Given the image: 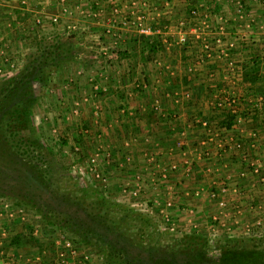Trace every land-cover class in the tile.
<instances>
[{
	"label": "rangeland",
	"instance_id": "obj_1",
	"mask_svg": "<svg viewBox=\"0 0 264 264\" xmlns=\"http://www.w3.org/2000/svg\"><path fill=\"white\" fill-rule=\"evenodd\" d=\"M74 1L76 10L81 9V3L87 5V0ZM177 1L176 5L182 10L188 6L183 0ZM63 2L60 0L58 6ZM239 3L245 10L244 4ZM109 4L104 2L102 9L110 11ZM54 13L58 15L57 23L51 21L52 15L45 19L39 17L43 20L41 28L31 24L24 36L6 35L7 45L0 48V198L22 204L15 203L23 208V223L34 224L37 230L34 227L31 230L33 235H38L36 239L40 237L54 245L52 254H58L54 264H67L65 249H69L68 256L74 258L75 264L87 261L88 264H104L98 259L96 246L79 242L81 232L57 226L60 218L62 222L68 219L67 215L77 226L99 225L94 216L89 217L90 212H98L107 219L123 218L127 222L123 229H128L133 236L146 234L148 240L142 237L141 244L147 246L155 242L159 255L170 256L177 248L176 240L181 237L200 239L201 242L206 238V248H201L208 251L209 260L202 264H227L221 257L224 241L230 240L231 246L243 241L246 243L244 248L252 251L263 248L264 175L259 171L251 170L255 176L246 179V182L251 180L250 186L236 178L220 179L217 190L210 189L202 199V203L208 205H204L207 208L203 211L193 209L187 203L195 200V194L188 193L184 198L182 194L169 191V187H174L170 182L178 185L174 180L169 182L165 178L159 182L165 188L162 186L158 191L155 172L150 168L145 174L147 180H133L130 171L139 166H133L124 157L127 151L123 144L115 142L111 127L118 117L112 114L109 105H102V101L109 104L115 90L113 77L95 76L99 69L95 60L99 55L96 50L78 45L80 27L76 17H69L68 21L58 11ZM216 19L219 25L222 21L228 24L222 16ZM171 23L165 31L168 39L174 40L179 23L173 20ZM67 25H73L74 29H67ZM198 32L196 30L192 36L186 32V43L182 47H191ZM223 41L225 45L228 43ZM198 46L201 47L200 42ZM213 51L219 54L218 49ZM104 52L107 55L111 50ZM200 52L195 50V53ZM220 57L227 61V57ZM23 107L29 113V125L25 127L15 112ZM117 151L123 157L119 164L113 160ZM136 162L139 165V160ZM137 173L140 175L138 170ZM140 180L143 186L141 183L138 187H143V191L117 194L114 190L122 183L136 185L135 182ZM102 187L106 190L102 191ZM230 189L233 192H229ZM179 201H186V206L177 207ZM52 210L56 218L46 222L43 215L45 212L50 215ZM64 239L69 240V248L63 246ZM195 242H190V249ZM254 256V253L248 254L245 260L252 262ZM260 262L264 264V254Z\"/></svg>",
	"mask_w": 264,
	"mask_h": 264
},
{
	"label": "crops",
	"instance_id": "obj_2",
	"mask_svg": "<svg viewBox=\"0 0 264 264\" xmlns=\"http://www.w3.org/2000/svg\"><path fill=\"white\" fill-rule=\"evenodd\" d=\"M63 1L59 7L60 0H0V48L7 45L6 35L24 36L31 24L41 28L36 24L38 17L49 18L57 11L64 20L76 17L80 27L78 45L96 50L99 55L95 76L113 77L115 90L109 104L102 101V105H109L118 117L111 127L115 142L127 151L124 157L139 166L130 171L134 181L147 180L145 174L150 168L155 172L158 191L163 186L159 182L174 180L178 185L170 182L174 187L169 191L184 198L188 193L195 194V200L187 203L203 211L208 205L202 199L210 189L217 190L220 179H240L246 186L251 181L246 179L255 176L252 169L264 175V0H194L183 10L176 5L177 0H167L166 4L165 0H153L148 21H183L185 32L191 36L196 30L203 32L208 42L221 36L232 44V66L216 51L202 63L195 53L201 49L198 39L191 47L183 48L167 38L166 42H158L156 50H148L135 27L121 26L124 12L115 17L111 7L110 11L103 10V3L109 0H87L79 10L72 0ZM239 2L245 7L242 17L236 11ZM116 3L124 4L121 8L125 9L128 0ZM198 5L212 9L189 19L187 10ZM220 16L228 24L222 21L224 25H219L216 18ZM104 27H111L117 36L107 37ZM107 49L111 55L105 54ZM237 142L239 147H235ZM118 153L113 159L117 164L123 158ZM135 183H122L114 190L117 194L143 191L138 187L143 182ZM179 202L180 208L187 204ZM34 226L16 216L0 217V264H54L58 256L52 254L54 245L36 239L38 235L31 230ZM17 234L21 236L20 245L11 243ZM29 235L33 241L26 240ZM64 260L75 264L72 256Z\"/></svg>",
	"mask_w": 264,
	"mask_h": 264
},
{
	"label": "trees",
	"instance_id": "obj_3",
	"mask_svg": "<svg viewBox=\"0 0 264 264\" xmlns=\"http://www.w3.org/2000/svg\"><path fill=\"white\" fill-rule=\"evenodd\" d=\"M149 38V37H148ZM142 38L141 43L144 44L148 50H156L158 41L155 38ZM16 112L17 117L19 118V122L23 127L29 125V113L26 107L22 109H18ZM27 128V127H26ZM13 201V200H12ZM17 205L21 203L18 201H13ZM32 206V202L29 203ZM22 205V204H21ZM83 207V205H82ZM81 208V207H80ZM93 209V208H92ZM93 210H96L95 208ZM82 211H86L83 209ZM44 213V220L46 222H53L51 220L52 217L56 218V215L53 213ZM95 221H99V225L92 226L90 224H83L77 226V223H71L68 215L66 216L68 219L62 222L60 218L58 221L59 224L57 226H64L70 228V230H75V232H81L82 237L80 239V243L87 245H94L97 248L98 259L102 260L104 264H202L209 260V254L206 251V238L202 240H196L195 238H191L195 242L193 248L190 249V242L186 237H181L179 241L176 240L177 248L170 252V256L167 254L159 255V249L156 247L155 242L150 245L144 246L142 245V237L148 240V236L144 235H131L128 229H123L124 224L127 222L124 221L123 218L121 220L119 218L110 217L107 219L106 216L98 215V212L89 213V217H93ZM65 217V218H66ZM55 223V222H54ZM84 222H80L82 224ZM56 225V224H55ZM92 226V228H91ZM69 231V230H65ZM136 231H140L137 229ZM142 232V231H140ZM140 234V233H139ZM133 236V237H132ZM138 236V237H137ZM28 242L33 241L32 237L29 235L26 237ZM152 240L151 238H149ZM21 236L13 235L11 243L14 245H20ZM170 240V239H169ZM167 241V240H165ZM230 241V240H228ZM228 241H224L222 245L223 253L221 255L222 259H225L223 262L227 264H262L260 259L264 254V247L260 248V250L252 251L244 248V243L241 242L239 245L231 246L228 244ZM139 242V243H138ZM236 242V241H235ZM246 244V243H245ZM200 245V246H199ZM205 247V248H201ZM69 249H65L64 252L67 253V257H69ZM63 251V250H62ZM102 253V255H101ZM254 253L255 259L247 262L245 259L248 254ZM263 253V254H262ZM172 255V256H171ZM65 257V259L67 258ZM84 260V259H83ZM222 262V263H223ZM85 263V261H84ZM88 264V261L87 263ZM100 264V263H99Z\"/></svg>",
	"mask_w": 264,
	"mask_h": 264
},
{
	"label": "built area",
	"instance_id": "obj_4",
	"mask_svg": "<svg viewBox=\"0 0 264 264\" xmlns=\"http://www.w3.org/2000/svg\"><path fill=\"white\" fill-rule=\"evenodd\" d=\"M165 4L168 2L167 0H165ZM185 2L188 3V5H190V3L194 0H183ZM110 4H111V10L113 12V16H120L121 13L124 12V16L121 18L122 21V25L123 27H126L128 25H132L133 27H135L136 31L142 35L144 38H155L158 42L160 41H164L166 42L167 40V33H166V29L168 28L167 24H172L170 19L168 20H163L160 22L157 21H148V15L151 11H153V0H128L126 8L123 9L121 8V6L116 3V0H109ZM211 7L212 6H208V8L206 6H202V5H198V7H192L189 9L188 11V16L189 18H198L199 15L207 14V11H211ZM237 14L239 17H242V6L241 5H237ZM123 9V10H122ZM65 10V9H64ZM101 11L103 12V10L101 9ZM99 11V13L101 12ZM159 19V18H158ZM58 15H52L51 16V21L54 23H57L58 21ZM151 20V19H150ZM179 23L178 26V30L175 33V38L173 40L174 44H178L179 46H183L186 43V30H185V23L183 21H176ZM36 23L38 25H42L43 24V20L41 18H37L36 19ZM67 29L71 30L74 29V26L72 25H67ZM111 27H107L104 29V34L107 37H111V36H117V34L115 33V31L111 30ZM168 31V30H167ZM195 34V33H194ZM198 40H200V44H201V49H200V53H199V58L201 61H203L204 59H209L211 58L212 55V51L215 49L219 50V56H224L227 57V63L228 65H233V61L229 56L230 53V48H231V43H226L223 44V39L220 36H216L211 42H208L205 38V35L203 32H198L196 33V35H194ZM135 80V79H134ZM142 87L144 86L143 82L139 83ZM137 86V85H136ZM240 143H235V147H239ZM0 217L7 214L8 217L12 218L14 216L18 217L19 219L23 220L24 219V213H23V208L16 206V204L12 201L9 200H5V199H1L0 198ZM4 231V230H3ZM63 246H65L66 248L70 247V242L67 239L63 240ZM86 257H84L85 259ZM16 263H20V261L15 260ZM13 264V263H10Z\"/></svg>",
	"mask_w": 264,
	"mask_h": 264
}]
</instances>
